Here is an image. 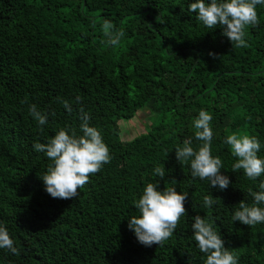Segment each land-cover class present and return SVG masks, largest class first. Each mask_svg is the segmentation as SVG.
Returning <instances> with one entry per match:
<instances>
[{
  "label": "trees",
  "instance_id": "1",
  "mask_svg": "<svg viewBox=\"0 0 264 264\" xmlns=\"http://www.w3.org/2000/svg\"><path fill=\"white\" fill-rule=\"evenodd\" d=\"M192 2L0 0V224L19 251L0 248V264H205L192 229L197 214L211 218L238 264H264V223L232 221L241 200L253 202L249 189L260 191L264 175L233 173L238 158L224 143L232 133L255 136L264 158V4L256 8L259 24L246 29L248 47L236 48L220 28L196 19ZM105 19L124 30L119 46L107 43ZM30 104L49 113L42 132ZM81 107L111 160L73 201L54 199L40 178L53 162L34 143H46L60 128L82 135ZM202 109L213 117L212 154L231 181L226 190L193 178L190 163L176 159L186 139L196 149L202 144L192 126ZM146 112V130L123 139L120 122ZM156 167L165 168L163 179ZM157 180L160 190L189 193L187 214L163 246L145 247L128 220L140 215L134 201ZM211 194L216 202L205 207ZM92 213L100 217L94 227L78 218Z\"/></svg>",
  "mask_w": 264,
  "mask_h": 264
},
{
  "label": "clouds",
  "instance_id": "2",
  "mask_svg": "<svg viewBox=\"0 0 264 264\" xmlns=\"http://www.w3.org/2000/svg\"><path fill=\"white\" fill-rule=\"evenodd\" d=\"M261 4H264V0H210L208 3L205 0H195L189 4L188 10L195 13L196 19L207 28H220L221 35L227 37L232 47L246 48V29L259 24L256 8ZM101 28L108 44L114 47L120 45L125 36L123 29H116L107 19L103 21ZM56 99L69 113L73 111L71 102L60 97ZM80 101L81 98L77 96L76 102ZM29 115L37 122L42 132V126L48 123L49 113L41 111L36 104H30ZM79 119L82 135H77L72 129L60 128L46 143H34V150L46 154L53 162L40 178L44 182L46 192L54 199L73 201L79 195V189L89 182L90 176L98 173L103 165L111 160L101 131L90 126V114L83 107L79 109ZM212 119L208 111L200 110L192 126L195 129V139L202 144L196 149L192 146V138H188L183 147L175 149V154L180 164L190 163L193 178L207 180L212 188L226 190L231 181L221 172L224 167L221 158L212 154ZM224 143L230 146L232 155L238 158L232 165L233 173L243 170L249 180H256L264 175V158L258 156L262 145L257 137L232 133L226 136ZM154 172L160 179L165 177V168L156 167ZM259 189L260 191L249 189L253 202L248 204L241 200L232 215L233 222L238 221L249 227L264 223V207L261 206L264 205V181L259 184ZM188 196V192L178 193L175 187L165 186L160 190L159 180L147 183L140 198L134 201L140 215L128 220V228L143 246H163L173 235L181 217L187 214L185 202ZM215 202L216 198L212 194L204 197L205 207L210 208ZM82 209L83 205L80 204L75 214L78 215ZM78 218L85 222L86 219L90 220L86 224L91 227L96 226L100 220V217L93 213ZM193 220L194 240L199 251L206 256L205 264H238L239 258L225 246V241L215 229L211 218L197 214ZM88 239L95 244L99 243L94 235L88 236ZM92 246L100 251L97 245ZM0 248H6L19 255L14 240L3 224H0Z\"/></svg>",
  "mask_w": 264,
  "mask_h": 264
},
{
  "label": "rangeland",
  "instance_id": "3",
  "mask_svg": "<svg viewBox=\"0 0 264 264\" xmlns=\"http://www.w3.org/2000/svg\"><path fill=\"white\" fill-rule=\"evenodd\" d=\"M148 116L149 114L143 113L141 115V117L139 118V116L135 117L134 119H132L131 121L128 120H122L120 122V126H121V136L123 139H133L135 138L137 135L143 133L146 130V126H147V122H148ZM153 124H155V122H149V126H152Z\"/></svg>",
  "mask_w": 264,
  "mask_h": 264
}]
</instances>
